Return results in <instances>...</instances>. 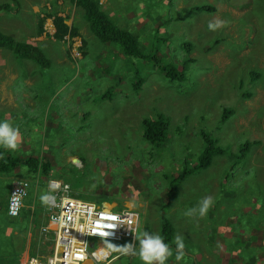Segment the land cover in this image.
I'll use <instances>...</instances> for the list:
<instances>
[{
	"label": "rangeland",
	"instance_id": "obj_1",
	"mask_svg": "<svg viewBox=\"0 0 264 264\" xmlns=\"http://www.w3.org/2000/svg\"><path fill=\"white\" fill-rule=\"evenodd\" d=\"M101 2L126 28L138 34L144 53L159 51L165 61L173 60L177 65L181 61L185 64V55L194 58L189 63L192 66L188 78L182 83L173 82L150 59L142 63V58L121 54L119 48H114L116 43L99 39L97 42L81 19L79 7L70 0H20L17 9L13 4L11 12L0 17V28L13 37L39 43L51 57L52 67L50 81L45 82L40 71L33 70V63L23 68L13 61L11 51L0 48L1 102L6 105L24 100L28 90L46 96L50 88V98L52 92H61L62 108L68 112L62 114L52 107L59 113L55 127L62 129L61 139L55 137V129H49L46 132H54V138L48 141L45 130L40 129L35 131L39 134L37 142L34 134H27L19 149L11 152L16 155L29 151L39 156L51 153L58 166L49 176L27 175V166L0 172V223L25 221V215L20 220L9 216L4 206V199H8L18 179H28L34 188L44 179L43 195H47L56 192L49 185L51 179L72 185V179L82 172L94 180L83 177L80 191L92 192L101 184H108L117 194L107 201L109 205L125 204L138 210V234L144 230L160 234L157 211L164 201L162 172L177 168V163L182 167L185 158L190 159L191 165L197 162L205 148L200 131L204 128L219 137L226 153L183 180L178 200L167 207L166 213L177 234L184 235L185 244L189 242L200 257L211 264L229 261L238 234L251 235L257 227L259 232L264 230V0ZM198 4L214 5L215 10L192 11ZM54 14L64 16L69 25L80 26L81 34L71 38L72 45L68 35L63 40L52 36ZM41 19L45 20V33L38 32ZM217 19L224 21L222 27L208 30L209 21ZM83 37L92 41L86 46ZM186 41L192 43L190 50L184 46ZM81 45L86 47L85 55ZM250 70H259L260 77L252 79ZM140 79L142 86L136 90ZM105 92L107 97H101ZM248 92L252 95L247 96ZM226 108L233 112L224 122L220 119ZM157 110L165 112L170 120V139L164 147H154L141 136L143 119L154 117ZM86 112L90 117L83 119ZM247 140L259 142L250 148L246 162L234 165L241 162L237 160V150ZM71 187L70 195L78 197ZM206 195L212 196L214 203L204 218L183 215L186 208ZM56 209L50 203V210ZM24 211L28 213L30 209L26 206ZM3 239L0 234V241ZM126 243L129 240L106 241L115 252ZM126 257L122 255L112 264H119ZM137 258L135 262L139 261ZM234 258L239 259L237 255ZM0 264H18L10 248L1 243Z\"/></svg>",
	"mask_w": 264,
	"mask_h": 264
},
{
	"label": "trees",
	"instance_id": "obj_2",
	"mask_svg": "<svg viewBox=\"0 0 264 264\" xmlns=\"http://www.w3.org/2000/svg\"><path fill=\"white\" fill-rule=\"evenodd\" d=\"M70 1L79 7L81 19L85 22L88 30H90L91 36L94 35L96 37L95 39L97 42L99 39L104 43H116L118 46H114V48H119L121 54L142 58V63L147 62L148 59H150L154 67L157 66V70L173 82L182 83L188 78L187 72L189 71V66H192V64L189 65V63L191 61H195L194 58L192 59L188 55H185L183 58L185 64L181 61V65H177L172 62L173 60L165 61L159 51H156L154 54L152 52L144 53L141 46L142 42L140 41L138 34L129 27L126 28L127 26L119 18L107 10V6H105L101 0ZM13 4L17 9V7L20 6V0H4L0 2V17L6 12H11ZM191 10L213 11L215 10V6L209 4H198L193 6ZM44 21L45 20L43 19L40 20L41 23L39 24V33L44 30ZM53 23L55 25V32L52 36H54L56 40H63L67 38L66 35H68V39L70 41L69 43L72 45L71 38L81 34L80 26H78V24L74 23L69 25L66 22L65 17L60 14L53 15ZM127 23L129 24V22ZM154 39L156 40L158 37L156 36ZM90 40L92 41V39L87 40L83 37V44H86L87 46V43H89ZM82 45L80 46V50H83V54L85 55L87 53V51H85L86 47H83ZM184 46L187 50H190L192 43L190 41H186L184 42ZM0 48L11 51L19 60L29 59L33 61L37 67H39L38 71H40L42 78L48 80L50 76V69L52 67V59L48 54H46L43 47L34 45L23 39L13 37L12 34L7 33L0 28ZM77 60L80 61L81 59ZM259 72V70H250V77L256 80L260 77ZM142 83L143 81L141 79L137 81L135 86L136 90L142 86ZM246 95L251 96L252 92H248ZM101 97H107V93H103ZM232 112L233 109L226 108L220 120L225 122L231 116ZM165 114V112L157 110L154 117H145L143 119V132L141 136L154 147H164L170 139V120ZM87 116L89 118L90 114L87 112L84 113L83 119L87 118ZM178 130H180L179 127ZM55 131L58 132V135L55 137H57L58 140L61 139L62 129L56 128ZM200 131L205 143V148L204 151L199 154L197 162L191 165L190 159L185 158L182 167L181 164L177 166V163L175 165L177 168L162 172V178L165 184L164 201L160 204L161 208L157 211V217L159 220V232L165 238V242H171L175 234H177L176 227L172 220L168 217L166 209L171 203L178 200L181 192V182L188 176L192 175L195 171L208 167L216 156L226 153V148L219 143L218 136L204 130V128L200 129ZM50 138H54V132L45 133V139L49 141ZM258 142L259 141L257 140L243 141L237 150V160L239 159L241 162H236L234 165L246 162L250 148ZM60 143L61 141L58 142V144ZM51 147H53V145ZM152 153L153 152H151V154ZM22 166H27V175L30 174L33 176L37 173H42L49 176L51 172L57 168L58 163L56 162L55 155H52L51 153H47L45 156H39L26 151L14 155L11 152L7 153L6 150H0V172L7 173L10 169H20ZM144 176L146 175L143 174V177ZM76 177L77 178L72 179V185L74 191L76 189L78 192L73 191V194L77 195L79 198L92 200L101 204L103 202L113 200V195H117L110 190L111 188L105 183L101 184L95 191L92 192L80 191L79 188L84 185L83 177H86L89 180L94 179L92 178V175L84 176L82 172L77 174ZM106 179L109 180L110 177H107ZM4 200V206L6 209L8 199L6 200L5 198ZM256 229L251 235H237V240L232 246V258H230L227 262L223 261L222 264H264V230L259 232L260 228L257 227ZM241 238L243 239L242 244L240 242ZM124 240H129V243H133L131 238H124L120 240V242ZM194 244L195 241H193V245ZM185 245L186 257H192V260L185 258L182 264H211V262L207 259L200 257L199 253L194 250V247L189 242ZM119 251L120 249L116 250V252L113 250L114 254ZM203 251L204 248L201 252L202 255ZM235 255H237L239 259H235ZM134 259L135 257L133 256H127L125 259H120L118 262H120L119 264H142L140 260L135 262ZM170 264H174V262L170 260ZM219 264H221V262Z\"/></svg>",
	"mask_w": 264,
	"mask_h": 264
},
{
	"label": "built area",
	"instance_id": "obj_3",
	"mask_svg": "<svg viewBox=\"0 0 264 264\" xmlns=\"http://www.w3.org/2000/svg\"><path fill=\"white\" fill-rule=\"evenodd\" d=\"M75 53L79 55V51ZM49 185L56 190L48 195V201L57 207L50 215L54 228L53 249L46 257H24L20 264H109L121 254H114L106 241L131 238L134 243L140 225L138 210L132 206L107 207L71 196L72 187L68 181L51 179ZM29 188L28 179L15 181L8 195L10 216L21 213Z\"/></svg>",
	"mask_w": 264,
	"mask_h": 264
},
{
	"label": "crops",
	"instance_id": "obj_4",
	"mask_svg": "<svg viewBox=\"0 0 264 264\" xmlns=\"http://www.w3.org/2000/svg\"><path fill=\"white\" fill-rule=\"evenodd\" d=\"M43 29L42 33H45V28ZM27 41L37 46L40 45L31 39ZM13 61L23 68L33 66L34 64L33 70L34 68L39 70V67L29 59L19 60L15 57ZM49 81L50 76L45 82ZM47 89L49 91L46 96L41 97L37 91L28 90L23 96L24 100H18L16 103L14 101H9L6 105H3L1 102L4 100L1 95L0 104L2 105H0V118L13 121L14 124L19 127L22 138L28 137L27 134H34V137H36L35 142H37L39 134L35 131L43 129L46 132L49 129H56L55 125L59 122V120L56 119L59 117V113L52 110L53 105L58 108L59 111H62L60 112L62 114L68 112L65 108H62L63 104L59 98L61 92H52V97L50 98V88ZM38 96L39 98L37 99ZM35 100L36 103H34ZM19 104H23L24 106L20 107ZM50 116L52 119H50ZM54 121H56V123H54ZM21 124H27L29 126L28 129L32 130L29 131L26 127H21ZM34 125L37 126V129H33ZM33 184L34 183L31 182L29 189L31 194L29 197H26L27 201L21 213L18 216H11L12 218H16V220H20L21 217L25 215V221L22 220L17 224L6 221L0 223V225L2 224V226H0V234L4 236V239L1 240L0 243L10 248L13 255L18 259V264H20L24 257L29 255L46 257L51 253L54 245V228L53 224L50 223V215L53 211L50 210L49 201L41 200V196L43 195L42 187L45 184L44 179L42 184L37 188L32 187ZM26 206L30 209L28 213L24 211ZM118 258H120L119 255L114 257L109 264H112L113 261Z\"/></svg>",
	"mask_w": 264,
	"mask_h": 264
},
{
	"label": "clouds",
	"instance_id": "obj_5",
	"mask_svg": "<svg viewBox=\"0 0 264 264\" xmlns=\"http://www.w3.org/2000/svg\"><path fill=\"white\" fill-rule=\"evenodd\" d=\"M224 21H209L207 28L215 31L222 27ZM22 141V133L17 125L6 118H0V150L8 152L17 151ZM48 195H42L41 200L48 201ZM214 199L210 195L200 198L197 203L183 211V215L189 218H204L213 206ZM136 241L120 246V254L138 257L142 264H182L186 257L185 237L177 234L171 242H165V238L157 232L142 231L134 237ZM174 245V247H173Z\"/></svg>",
	"mask_w": 264,
	"mask_h": 264
},
{
	"label": "bare ground",
	"instance_id": "obj_6",
	"mask_svg": "<svg viewBox=\"0 0 264 264\" xmlns=\"http://www.w3.org/2000/svg\"><path fill=\"white\" fill-rule=\"evenodd\" d=\"M101 204L104 205V206H107V207L112 206V205H109L108 202H103ZM124 206L129 207V205H125V204L124 205H121V207H124Z\"/></svg>",
	"mask_w": 264,
	"mask_h": 264
}]
</instances>
